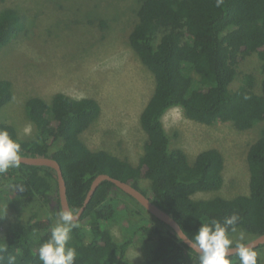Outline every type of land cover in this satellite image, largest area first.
<instances>
[{
    "label": "trees",
    "instance_id": "trees-1",
    "mask_svg": "<svg viewBox=\"0 0 264 264\" xmlns=\"http://www.w3.org/2000/svg\"><path fill=\"white\" fill-rule=\"evenodd\" d=\"M137 3L134 10L137 22L130 31L129 43L155 78L154 93L140 116L147 142L138 165L104 149L92 150L82 140V134L102 113L95 98L75 99L58 93L47 102L32 97L26 102L25 111L35 138H20L16 128L7 122L0 121V129L7 130L21 144L22 156L51 157L59 163L72 209L80 210L94 179L106 174L145 194L190 239L202 223L213 219L223 223L232 214L240 217L237 229L253 239L263 235L264 126L247 156L250 194L201 200L193 196L218 191L223 186V154L216 148L204 150L190 164L183 150L171 148V135L165 129L163 117L169 110L180 108L192 121L206 126L232 124L240 132H248L264 121V92L254 89V75L245 74L242 83L236 89L231 88L239 76L241 63L251 55L259 58L264 76V0H219V3L137 0ZM25 31L26 22L19 11L13 8L1 11L0 52ZM12 98V83L0 80V109ZM55 174L47 166L21 163L18 168H9L0 173V182H5L0 199L11 197L9 191L13 188L16 203L22 207H29L34 201L52 205V200L60 206ZM142 181L149 182L147 188L141 187ZM115 189L119 188L113 183L102 182L77 220L78 227L72 230L67 245L76 250L75 264H130L128 251L140 238L147 243L142 264H199V253L141 205L156 224L142 218L140 222L127 224L124 241L115 240L106 227L119 217V205L124 207L115 199ZM56 205L54 216L58 211ZM54 220L53 216L41 218L39 212L32 213L25 223L16 220L9 233L0 238L3 250L0 264H9L10 257H15L13 264H42L39 247L49 239ZM263 249L264 244L252 250ZM260 251L257 264H261ZM229 258L232 264H240L236 254Z\"/></svg>",
    "mask_w": 264,
    "mask_h": 264
},
{
    "label": "rangeland",
    "instance_id": "rangeland-1",
    "mask_svg": "<svg viewBox=\"0 0 264 264\" xmlns=\"http://www.w3.org/2000/svg\"><path fill=\"white\" fill-rule=\"evenodd\" d=\"M137 4V0H0V12L16 9L26 22V31L0 52V80L12 83L13 93L12 100L0 109V121L13 125L20 138L30 140L35 138L25 111L30 98L50 102L58 93L75 99L95 98L102 113L82 134V140L92 150L104 149L138 165L147 142L140 116L154 93L155 78L129 43L130 31L137 22ZM260 66L256 55L247 57L231 88L236 89L245 74H252L254 89L264 92ZM163 123L171 135V148L183 150L190 164L204 150L216 148L223 154L222 188L198 192L193 198L233 199L250 194L247 156L264 121L248 132H240L232 124L197 123L188 119L182 109L174 108L164 115ZM4 185L0 182V189ZM148 185V181L141 182L142 188ZM10 190L11 197L0 199V238L9 233L16 220L25 223L34 212H39L41 218L53 216L56 220V204L46 206L34 201L22 207L16 203L13 188ZM114 195L124 207L119 205V217L106 227L115 240L122 242L127 237V224L151 217L125 192L115 189ZM241 232L237 229L229 235L233 246L253 239L242 232L244 239L240 240ZM146 248L145 239H136L128 251L129 263H144ZM258 256L264 264V249Z\"/></svg>",
    "mask_w": 264,
    "mask_h": 264
},
{
    "label": "clouds",
    "instance_id": "clouds-1",
    "mask_svg": "<svg viewBox=\"0 0 264 264\" xmlns=\"http://www.w3.org/2000/svg\"><path fill=\"white\" fill-rule=\"evenodd\" d=\"M21 162V144L14 140L7 130L0 129V173L9 168H18ZM79 212V209L72 208H63L58 212L49 239L39 247L38 257L42 264H75L76 250L67 245L72 230L78 227ZM239 221V215L232 214L225 217L223 223L215 219L210 223H202L190 241L191 248L199 252V264H232L229 258L230 250L239 257L240 264H257V252L252 250L250 245L238 243L234 249L231 247L233 242L229 237V229L235 233ZM177 236L181 240L188 239L183 229ZM243 239L244 234L241 232L240 240ZM14 260L15 257H10L9 264H13Z\"/></svg>",
    "mask_w": 264,
    "mask_h": 264
},
{
    "label": "water",
    "instance_id": "water-1",
    "mask_svg": "<svg viewBox=\"0 0 264 264\" xmlns=\"http://www.w3.org/2000/svg\"><path fill=\"white\" fill-rule=\"evenodd\" d=\"M22 164L29 165V166H47L55 170V177L57 179L58 183V197L60 199V206L61 208H70L68 200H67V188H66V182L63 176V172L61 169V166L59 163L51 158V157H45V156H35V157H28V156H22ZM104 181H109L115 185V187L119 188L126 194L130 195L132 198H134L148 213L156 217L158 220L165 223L167 226L173 229V231L177 234L181 231L180 225L165 211L160 209L158 206H156L154 203L151 202L149 198L145 196L141 191L133 187L129 183H125L121 180L115 179L109 175L101 174L97 176L94 181L91 184L90 190L87 194V197L84 201L83 206L80 208L79 216L77 217V220L81 218L83 215L86 206L90 202L92 196L96 192L97 188L100 186V184ZM55 202V201H54ZM186 235V234H185ZM187 236V235H186ZM188 237V236H187ZM191 239L188 237L187 240H183L185 244H187L189 247H191L190 243ZM264 244V234L254 238L250 242H248L246 245H250L252 249H255L259 247L260 245ZM236 246H232L234 249ZM194 249L197 253H199L195 248ZM235 252L229 251V255H234Z\"/></svg>",
    "mask_w": 264,
    "mask_h": 264
},
{
    "label": "flooded vegetation",
    "instance_id": "flooded-vegetation-1",
    "mask_svg": "<svg viewBox=\"0 0 264 264\" xmlns=\"http://www.w3.org/2000/svg\"><path fill=\"white\" fill-rule=\"evenodd\" d=\"M52 204H57V203H56V201L54 202V200H52ZM56 206L58 207V212H59L60 210H62L61 206H59L58 204H57Z\"/></svg>",
    "mask_w": 264,
    "mask_h": 264
}]
</instances>
